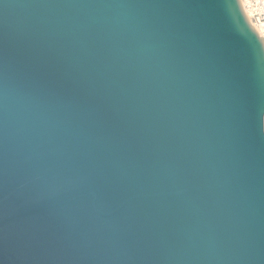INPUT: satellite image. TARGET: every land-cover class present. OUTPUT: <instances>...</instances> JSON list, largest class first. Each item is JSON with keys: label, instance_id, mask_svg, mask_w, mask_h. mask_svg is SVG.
<instances>
[{"label": "water", "instance_id": "1", "mask_svg": "<svg viewBox=\"0 0 264 264\" xmlns=\"http://www.w3.org/2000/svg\"><path fill=\"white\" fill-rule=\"evenodd\" d=\"M0 264H264L241 0H0Z\"/></svg>", "mask_w": 264, "mask_h": 264}, {"label": "rangeland", "instance_id": "2", "mask_svg": "<svg viewBox=\"0 0 264 264\" xmlns=\"http://www.w3.org/2000/svg\"><path fill=\"white\" fill-rule=\"evenodd\" d=\"M247 7L253 13V19L264 25V0H246ZM264 28V26H263Z\"/></svg>", "mask_w": 264, "mask_h": 264}, {"label": "bare ground", "instance_id": "3", "mask_svg": "<svg viewBox=\"0 0 264 264\" xmlns=\"http://www.w3.org/2000/svg\"><path fill=\"white\" fill-rule=\"evenodd\" d=\"M241 4L244 8V11L246 13L247 18L249 19V21L251 22V24L255 27V29L257 30V32L260 34V36H262V38L264 39V32L263 29L261 27V24L259 22H257L255 19H253V13L252 11L247 7V3L246 0H241ZM264 26V25H263Z\"/></svg>", "mask_w": 264, "mask_h": 264}, {"label": "built area", "instance_id": "4", "mask_svg": "<svg viewBox=\"0 0 264 264\" xmlns=\"http://www.w3.org/2000/svg\"><path fill=\"white\" fill-rule=\"evenodd\" d=\"M262 29H263V26L261 25ZM263 32H264V29H263Z\"/></svg>", "mask_w": 264, "mask_h": 264}]
</instances>
